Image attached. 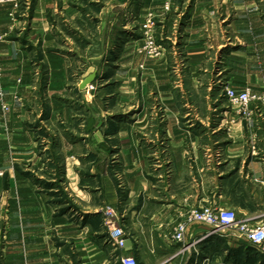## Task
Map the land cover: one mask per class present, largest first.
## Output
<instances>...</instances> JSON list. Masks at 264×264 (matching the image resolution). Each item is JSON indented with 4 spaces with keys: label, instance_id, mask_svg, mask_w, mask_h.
Listing matches in <instances>:
<instances>
[{
    "label": "rangeland",
    "instance_id": "374dc122",
    "mask_svg": "<svg viewBox=\"0 0 264 264\" xmlns=\"http://www.w3.org/2000/svg\"><path fill=\"white\" fill-rule=\"evenodd\" d=\"M196 1L66 0L70 5L68 7L77 12L72 18V14H68L72 12L62 11L59 0H54L47 12L50 24L58 25L59 33L54 37V46L43 47L40 38L27 36L26 31L20 37L0 34V45L6 38L18 40L28 54V90L19 103L12 107L28 116L19 125L32 135L33 144V150L24 154L23 160L17 161L24 155L19 153L20 150L5 132L6 146L0 152L2 181L8 175L30 179L42 199L57 207L60 214H71L78 205L71 194L74 186L66 178L68 169L79 176L78 183L82 189L100 185L102 175L111 177L123 198L127 190L126 178L120 166L121 159L116 155V132L120 125H136L140 126L136 134L144 146L143 170L147 180L152 184L155 182L152 175L157 174V168L163 176L162 181H157L155 186L159 188L170 178L174 180L170 186L172 190L179 191L181 184L176 182L177 174L174 171L180 166V148L169 146L165 135L154 131L165 123L164 113L178 111L180 125L195 126L199 133L206 132L204 127H210L214 121L219 124L224 111L233 109L237 114L224 95L225 86L232 87L229 85L230 68L237 65L234 72L239 80L244 76L246 81H256V78H250L253 71L264 74V53L260 52L262 43L258 36L262 35L264 39V0H252L253 5L244 3L242 6H235L229 0H199L201 4L196 6ZM32 4V1L24 4L18 0L17 5H14L16 15L22 18L25 14V17H29ZM194 10L196 14L200 11L203 16L199 42L207 47L208 54L202 61L190 64L185 50L188 43L184 27ZM256 22L260 23L261 28L255 29ZM125 45L134 47L136 56L141 59L139 63L126 58L127 54L118 60ZM241 47L242 51L245 48L254 51L258 71H255L252 62H247L246 70L245 64L241 67L238 62L230 60V53ZM49 52L67 59V63L61 67L64 82L50 95L49 64L46 59L50 58ZM146 61L156 65L163 63L164 76L159 79L161 71L151 69L152 66L145 64ZM92 71H96V79L89 88L80 90L79 82ZM259 78L264 81V77ZM20 82L21 79L16 78L8 86L1 81L4 95L17 93ZM262 92L264 89L259 93ZM251 108L254 115L264 114V106L260 101L251 103ZM63 111L67 113V118L62 116ZM140 111L147 116L135 122ZM197 115H205L209 119L198 123ZM245 121L253 131L257 126L260 129L264 126L261 121L255 123V119L252 123ZM100 127H103L104 132L97 135L103 139L97 142L94 130ZM221 129L216 134L227 133V129ZM209 134L206 132L202 140L201 150L206 158L215 149V145L210 142L213 137L210 138ZM61 138L74 143L81 142L83 146L73 150L72 155L65 156L61 151ZM84 142H87L86 146ZM4 152L7 158L2 155ZM76 158L79 163L68 166L67 161ZM164 174L171 176L164 178ZM7 186L0 187V264H4L3 235L10 202L5 193ZM12 200L17 205V194ZM106 206L114 209L117 216L114 206L102 205L100 212L103 223L102 210ZM107 244L110 245L109 242ZM238 258L240 260L238 256L234 264ZM245 260L247 264H264V252H253Z\"/></svg>",
    "mask_w": 264,
    "mask_h": 264
},
{
    "label": "crops",
    "instance_id": "0c3cea01",
    "mask_svg": "<svg viewBox=\"0 0 264 264\" xmlns=\"http://www.w3.org/2000/svg\"><path fill=\"white\" fill-rule=\"evenodd\" d=\"M19 1L24 4L33 2L29 17H25V14L22 18L18 17L13 3L0 4V34L11 37L15 34L20 37L23 31H26L27 36L35 35L40 38L43 47L54 46V37L59 33L58 25L50 24L47 16L54 0ZM198 1L196 6L201 4ZM229 1L235 6H242L244 3L253 5L252 0ZM59 2L62 11L72 12L68 14L75 18V9L68 7L66 0ZM202 17L200 11L196 14L194 10L184 27L188 43L185 50L187 62L190 64L202 61L208 54L207 47L200 43ZM257 28H261L259 22L255 24V29ZM258 36L262 39L259 40L262 43L260 52L264 53L263 36ZM242 48L231 52L230 60L238 62L241 67L245 64L246 70L247 62H252L255 71H258L254 51L250 48L242 51ZM56 54L51 53L49 59L46 57L49 64L48 95L64 82L61 67H64L67 59ZM123 54H127L126 58L136 63L141 60L131 46L125 45L121 49L118 60L123 58ZM0 63L1 81L4 85L9 86L16 78L21 79L17 93L5 94L2 97V100L9 104V110L3 111L0 107V152L6 146L5 132H8L15 147L20 150L19 153L28 154L33 150L32 135L19 125L28 116L12 107L19 103V99H22L24 92L28 90L26 78L29 59L22 43L6 38L0 45ZM145 64L152 66L153 70L161 71L159 79L164 76L163 63L156 65L152 61H146ZM236 66L230 68V86L236 89L249 88L254 93L264 89V81L259 78L264 77L263 73L259 75L252 69L250 78H256V81H246L244 76L239 80L234 72ZM62 113V116L68 117L66 112ZM146 116L145 112L140 111L135 122H140V118ZM164 116L165 123L157 126L154 131L165 135L164 139L169 146L180 148V166L174 171L177 174L176 182L181 184L179 191L172 190L170 186L174 180L170 178L167 183L163 181L159 188L155 186L157 181H162L163 176L157 168V174L152 175L155 182L152 184L147 180L143 170L144 146L136 134L140 126L136 125H120L116 132V155L121 159L120 166L126 178L127 190L123 198L111 177L102 175L100 185L82 189L78 183L79 176L68 169L66 178L74 186L71 192L75 196L73 201L80 206L76 205L71 214H60L57 207L42 199L30 179L15 178L13 175H8L5 181L0 178V187L5 185L6 188L8 184L5 193L10 199L3 235L4 264H120V255H132L138 264H192L196 260H205V264H234L237 256L240 260L236 261V264H247L245 259L253 252H264V243L260 250L230 236H206L208 228L197 223L187 228L184 240L186 250L181 251L180 244H174L168 238L176 221L193 207L229 209L235 212L239 220L248 221H253L264 212V126L250 130L248 123L237 116L233 109L224 111L219 124L214 121L210 127H204L206 132L210 133V138L213 137L210 142L215 145V149L206 158L201 150L206 132L199 133L195 126L180 125L178 111L170 114L165 112ZM207 118L209 119L205 115L196 116L198 123L205 122ZM253 119L255 123L261 121V124H264L263 113H256ZM221 128L227 129V133L216 134ZM103 132V127L94 130L97 142L103 139L97 134L102 135ZM86 145L87 142H84V146ZM81 146V142L74 143L61 138V151L65 156L72 155V151L79 150ZM27 150L29 151L26 152ZM2 155L7 158L6 152ZM24 157L25 155L17 161L23 160ZM5 162L3 164H7ZM78 163L77 158L67 161L70 167ZM171 166L172 164L169 167ZM169 171L173 172L171 168ZM165 175L164 178L171 176ZM94 178L97 176L94 175ZM153 188L156 190L153 191ZM15 194L19 197L17 205L12 200ZM105 204L116 208L114 225L123 229L126 239L131 240V248L125 246L123 249L114 250L107 244L108 226L103 223L100 212L101 206Z\"/></svg>",
    "mask_w": 264,
    "mask_h": 264
},
{
    "label": "built area",
    "instance_id": "2783aa9c",
    "mask_svg": "<svg viewBox=\"0 0 264 264\" xmlns=\"http://www.w3.org/2000/svg\"><path fill=\"white\" fill-rule=\"evenodd\" d=\"M13 3L17 5L18 0H0V4ZM1 40V36H0ZM149 45V42H148ZM2 79V67L0 63V82ZM90 84L85 89L89 88ZM4 93L0 83V107L3 111H7L9 104L2 100ZM224 95L228 103L233 107L237 114L252 123L254 110L251 103L260 101L264 106V92L254 93L249 88L236 89L225 86ZM104 222L108 226V242L114 250L123 249L126 239L125 233L120 226H115L116 213L110 206H106L102 210ZM197 223L208 228L207 235L217 234L221 237L230 236L234 239L244 241L250 246L261 248L264 243V212L253 221L239 220L234 211L224 208L201 206L193 207L183 213L178 221H176L168 238L174 244H180L181 251L186 250L184 244L185 233L189 225ZM120 264H138L132 255H120L118 257ZM192 264H205V260L198 262L193 261Z\"/></svg>",
    "mask_w": 264,
    "mask_h": 264
},
{
    "label": "water",
    "instance_id": "95a60500",
    "mask_svg": "<svg viewBox=\"0 0 264 264\" xmlns=\"http://www.w3.org/2000/svg\"><path fill=\"white\" fill-rule=\"evenodd\" d=\"M123 1V0H120ZM96 79V71H92L88 75H86L78 84V88L80 90H83L86 88L87 85L91 84ZM124 246H128V248H131V240L125 239Z\"/></svg>",
    "mask_w": 264,
    "mask_h": 264
},
{
    "label": "trees",
    "instance_id": "16d2710c",
    "mask_svg": "<svg viewBox=\"0 0 264 264\" xmlns=\"http://www.w3.org/2000/svg\"><path fill=\"white\" fill-rule=\"evenodd\" d=\"M42 80L44 81L45 80V78H44V76H42ZM46 86V85H45ZM221 237V236H220ZM238 257V256H237ZM238 261H239V258H238Z\"/></svg>",
    "mask_w": 264,
    "mask_h": 264
}]
</instances>
